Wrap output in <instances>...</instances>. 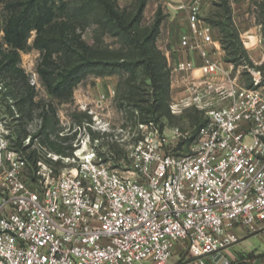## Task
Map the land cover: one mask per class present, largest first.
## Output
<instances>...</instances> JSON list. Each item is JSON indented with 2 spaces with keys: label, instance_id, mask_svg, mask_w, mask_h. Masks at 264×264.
<instances>
[{
  "label": "built area",
  "instance_id": "1",
  "mask_svg": "<svg viewBox=\"0 0 264 264\" xmlns=\"http://www.w3.org/2000/svg\"><path fill=\"white\" fill-rule=\"evenodd\" d=\"M180 2L189 31L179 45L200 65L176 60L184 88L170 109L204 113L197 141L176 128L183 150L175 151L153 122L139 123L142 136L112 167L89 132L105 133L108 124L85 121L74 128L83 133L70 155L35 138L39 157L30 165L14 145L8 121L15 126V109L0 120V264H170L174 253L192 264H264V252H233L241 232H264L263 24L250 35L251 46L263 44L260 62H221L208 49L214 27L202 16V0ZM31 84L39 86L35 75ZM105 101L102 94L96 108ZM35 121L39 130L43 116Z\"/></svg>",
  "mask_w": 264,
  "mask_h": 264
},
{
  "label": "rangeland",
  "instance_id": "2",
  "mask_svg": "<svg viewBox=\"0 0 264 264\" xmlns=\"http://www.w3.org/2000/svg\"><path fill=\"white\" fill-rule=\"evenodd\" d=\"M25 0H0V120L15 114L14 110L18 111L15 101H18L24 95L28 85L33 92V100L36 104L34 110V120H30L27 125V131L31 136H34L39 130L37 128L36 117L41 116L44 112L50 111L57 116L56 119L48 121V127L53 129L57 119V128L63 130L65 135L72 137L74 140L82 130L74 131V128L79 126L82 122H91L94 126L107 125V131L101 132V129H89L92 139H99V149L105 152V159L110 161V165L114 167L117 164L116 160H124L128 155V148L131 144L138 141L142 136V130L138 125L134 124V119L126 115V111L122 105V97L125 91V83L128 78L127 71L123 69H114L119 62H131L136 58L137 50L127 43L124 33L114 22H108L102 19L100 12L92 10L87 14L79 13L75 16L79 7L82 6H96L90 3L85 4L86 0H55L57 6L64 4L68 6L66 9L56 10L55 18L50 26L47 28V34L56 38H64L67 45L62 46L61 49L54 51L52 60L56 66L44 61V51L39 49L34 40L36 37V30H32L26 40L25 46L18 49L19 59L16 67L21 69L26 75L28 84H22L20 77L15 76V66L12 56L16 49L5 38L4 28L11 16V9L8 6L12 2ZM119 13L122 15L125 24L131 25V30L137 31L138 36L144 38L148 31H150L157 18L161 19V25L156 33L155 44L162 52L166 59V64L169 70L170 79V97L168 99L169 105L173 101H179L181 98V88L175 85L179 82V76L175 75L174 66L176 62L177 45L181 38L182 32L189 31L188 21L180 19L178 13L171 18L172 11H177V7L181 6L180 0H145L146 5L142 12V19L139 24L136 22L138 18V1L139 0H112ZM254 9V16L256 20L261 19V0H249ZM205 5L208 10L207 13L202 12L203 18L212 23L213 27L220 33L223 28L224 6H228L233 28L235 34L240 42L242 48L246 52L250 64L260 62L262 59L263 44L258 43L257 46L248 45L251 41L250 35H256V28L253 22L241 14H234L232 6L235 0H228L227 3L222 4V0H206ZM181 9V8H180ZM214 11V13H213ZM252 14V13H251ZM250 16V15H249ZM183 17V16H182ZM248 22L249 27H243L241 23ZM252 30L250 31L249 29ZM249 30V31H248ZM249 34V35H248ZM246 35L248 37H246ZM244 39L248 45L246 47L243 43ZM177 48V49H176ZM136 55V56H135ZM224 61L228 60V54L225 51ZM84 57L89 61L102 62L104 65H98L95 72L105 66L107 72L104 75H97L91 71L92 67L87 68V74L78 82L71 95H59L49 92L47 83L43 75L39 71V66L46 69L55 68L57 70L71 69L73 66L80 65V58ZM87 62H83V65ZM108 64V65H107ZM82 65V66H83ZM264 69V62L262 66ZM55 71V72H56ZM36 76L39 86L35 87L31 84V78ZM50 77L51 81L57 82L58 77L53 75ZM243 81H247V77H243ZM174 84V85H173ZM104 94L106 101L102 108H96L95 101ZM67 95V96H66ZM92 110L93 113H89ZM19 112V111H18ZM165 115L161 116L159 124L161 125L164 134L168 135L171 140L170 147L175 151L183 150V139L173 138L175 129L179 128L181 131L188 130L192 134L191 141H197V131L205 121L204 113L199 112L196 108H187L181 113L174 114L171 109L164 107L162 111ZM9 122L11 132L19 133L13 119ZM97 128V127H96ZM24 146L27 145L25 139L20 140ZM32 140L29 141L30 146L27 150L22 151L23 156L28 157L32 153L34 147ZM117 144V149L120 155H116L115 159H111L108 144ZM27 145V146H28ZM19 149V148H18ZM21 150V149H20ZM110 155V156H109ZM57 160V161H56ZM54 164L58 168H64V160L56 158ZM233 252H264V232L249 235L247 238L240 240L239 243L233 247ZM228 255L230 254L227 252ZM181 255L174 253L171 257L170 264H192L191 259H181ZM185 257V256H184ZM232 258L231 255H229ZM194 264V263H193Z\"/></svg>",
  "mask_w": 264,
  "mask_h": 264
},
{
  "label": "trees",
  "instance_id": "3",
  "mask_svg": "<svg viewBox=\"0 0 264 264\" xmlns=\"http://www.w3.org/2000/svg\"><path fill=\"white\" fill-rule=\"evenodd\" d=\"M227 1L228 0H222L221 3H227ZM88 3L96 6L86 5L79 7V11L75 13V16L80 17L79 13L87 14L92 10L97 11V13L100 12L102 19L104 18V20L108 22H114L124 33L127 43L137 50V56L135 55V59L133 58L131 62L123 60V62L117 63L114 68L115 70L123 69L129 74L125 83L126 89L121 99L123 105L122 109H125V113L129 118L134 119L135 125H138L139 123L153 122L157 127H161L159 122L161 116L165 115L162 111L164 107L170 108L168 99L170 97L171 85L166 59L155 44L156 33L161 25V19L157 18L152 29L147 32L144 38H142L141 36H138L136 29L130 31L131 25L124 23L122 15L117 10L114 1L86 0L85 4ZM145 5V0L138 1L137 24H139L142 19V12ZM8 6L12 12L4 28L5 38L16 49V52L12 56L15 61V76L20 77L19 81H21L23 85H26L29 82L26 79V75L21 69L16 67V63L19 59V53L17 50L22 49L25 46L30 32L36 30L34 44L44 51L45 63H50L53 67L56 66L52 60L53 53L54 51L61 49L62 46L67 45V42L64 38H56L47 34V27L52 24L56 15V10L63 9L64 7L67 9L68 6H65L64 4L57 6L55 0L17 1L10 3ZM224 7L225 9L222 15L223 28L218 34V37L223 49L228 54L227 59L238 63H250L246 52L236 37L228 6ZM260 7L262 17L259 19V22L263 24L264 33V0H261ZM209 23L212 25L211 22ZM79 61L82 62L80 65L73 66L71 69L67 70V72L64 70L56 71L55 68L46 69L41 65L39 66V71L47 83L46 85L49 92L61 96L65 94L71 95L78 82H80L87 74L86 66H91V71L97 75H104L108 72L105 66H101L102 68L96 72L94 71L98 69L95 68L98 65H104L102 62L89 61L84 57H81ZM83 62H87V64L83 65ZM53 75L58 77L56 83L51 81L50 77H54ZM30 89L31 87L28 85L24 92L25 96H22L18 101H15L20 114L15 124V126L19 128V133L16 134L15 132L12 136L14 145L22 151H25L30 147L29 145L24 146L20 140L27 138L29 135L26 128L29 121L34 118V110L36 107L33 100V92L32 90L30 91ZM49 113L50 111H46L42 114L43 125L34 136H31V143H33L35 138H38L42 144L46 145L50 150L59 155L67 156L72 154L73 148L71 141L73 138L68 135L61 136L59 134L60 129L57 128L58 119L54 125L56 128L51 129L48 127V121L53 118L56 119L57 117L54 112H52V115ZM159 129L162 130V128ZM108 146L109 152L111 153V156L109 155L111 159H115L116 155H120L121 151L117 149V144L115 142L108 144ZM38 157L37 151L33 150L26 158L30 165H33Z\"/></svg>",
  "mask_w": 264,
  "mask_h": 264
},
{
  "label": "crops",
  "instance_id": "4",
  "mask_svg": "<svg viewBox=\"0 0 264 264\" xmlns=\"http://www.w3.org/2000/svg\"><path fill=\"white\" fill-rule=\"evenodd\" d=\"M206 4H207L206 0H202V12H205V13H207V11H210L205 6ZM233 5L234 6H232V7L234 9L233 10L234 14H241V16L247 17L250 22H253V24H255L256 33H257L258 30H259L260 22H259V20H256V17L254 16L255 6H253V4H251V2L249 0H235V3H233ZM175 13H178L180 16L181 15L183 16V17L181 16L180 19L188 21L187 20V13L185 12L184 9H182L181 6L177 7V11H175V12L172 11L171 18L175 17V15H176ZM213 13H214V11H213ZM241 25L243 27L244 26L245 27L246 26L247 27L250 26V24L248 25V22H243V23H241ZM249 30L251 31L252 28L249 29ZM185 33H188V32H182L181 35L185 34ZM213 34H214V41H213L212 44L208 45V49L210 50L211 57L213 59H215V60H219L221 62H224L225 50L222 47L221 41H220V39L218 37L219 32L216 30V28L213 29ZM249 44H251V43L248 42V45ZM177 48H176L177 50H175L176 51V60L177 59H192L194 61L195 65H196V67H198L200 65V58H199V56L196 53H189V54L185 53L184 51L181 50L179 43L177 45ZM217 79H219V78H217ZM175 85L180 86L181 95H182L183 94V88H184V82L179 81V82H176ZM240 235H241V240H242V238L244 240L245 238L248 237V236H245L242 232L240 233ZM237 244H235L234 246H236Z\"/></svg>",
  "mask_w": 264,
  "mask_h": 264
},
{
  "label": "bare ground",
  "instance_id": "5",
  "mask_svg": "<svg viewBox=\"0 0 264 264\" xmlns=\"http://www.w3.org/2000/svg\"><path fill=\"white\" fill-rule=\"evenodd\" d=\"M249 35V34H248ZM246 37H248L247 35H246Z\"/></svg>",
  "mask_w": 264,
  "mask_h": 264
}]
</instances>
